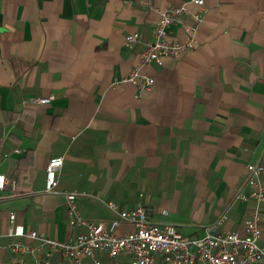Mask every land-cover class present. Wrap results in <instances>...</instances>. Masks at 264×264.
<instances>
[{
  "label": "crops",
  "instance_id": "obj_1",
  "mask_svg": "<svg viewBox=\"0 0 264 264\" xmlns=\"http://www.w3.org/2000/svg\"><path fill=\"white\" fill-rule=\"evenodd\" d=\"M181 5L197 10L190 0H0V174L20 193L0 191V233L14 212L25 230L74 238L63 194L77 191L92 195L76 201L85 220L113 219L106 202L141 204L184 237H203L223 215L219 229L244 235L250 204L234 196L248 163L264 167V0H204L196 47L151 65L150 91L112 86L152 40L156 10ZM187 23L169 37L183 41ZM134 33L141 44L128 47ZM54 157L63 165L45 193ZM260 224L264 246V205ZM7 243L0 238V264H20Z\"/></svg>",
  "mask_w": 264,
  "mask_h": 264
},
{
  "label": "built area",
  "instance_id": "obj_2",
  "mask_svg": "<svg viewBox=\"0 0 264 264\" xmlns=\"http://www.w3.org/2000/svg\"><path fill=\"white\" fill-rule=\"evenodd\" d=\"M142 2L143 0H129ZM197 10L189 11L185 5L157 11V20L153 27V38L143 44L138 63L127 78L113 83L118 86L129 83L137 90L150 91L154 79L147 69L164 58H178L196 47V34L204 22V0H190ZM153 9V7H150ZM185 39L178 41L169 37L168 30L181 24L183 19ZM125 44L132 47L141 44L139 34L125 38ZM53 97L33 98L32 105H46ZM21 153L19 149L13 151ZM63 159H50L44 171V192L52 193L57 176L62 168ZM264 167L260 161L245 166L244 179L239 191L234 196L237 203H249L244 220V235L219 229L225 219L223 215L210 226L203 237H184L172 224L158 223L148 219L147 209L137 204L133 209L125 210L113 202L103 203L112 214L110 221H90L81 217L76 201L81 197H90L87 193L69 191L63 194L66 205L68 225L75 233L74 238L58 242L42 233L25 230L15 223V213H8L9 227L0 238L8 243L9 253L20 259H28V264H49L53 255H60L63 264H102L104 259H126L129 264H264V246L261 244L263 230L260 224L264 205V185L262 174ZM9 190V197L20 195L16 182L0 174V191ZM95 198V197H94ZM99 200V199H98ZM100 202V201H99ZM120 225L130 226L123 235H117ZM80 228L85 232L78 233Z\"/></svg>",
  "mask_w": 264,
  "mask_h": 264
},
{
  "label": "trees",
  "instance_id": "obj_3",
  "mask_svg": "<svg viewBox=\"0 0 264 264\" xmlns=\"http://www.w3.org/2000/svg\"><path fill=\"white\" fill-rule=\"evenodd\" d=\"M60 256V255H59ZM60 261H61V264H63V261H62V258L60 256ZM116 261L117 260H111V259H104L102 264H116Z\"/></svg>",
  "mask_w": 264,
  "mask_h": 264
},
{
  "label": "rangeland",
  "instance_id": "obj_4",
  "mask_svg": "<svg viewBox=\"0 0 264 264\" xmlns=\"http://www.w3.org/2000/svg\"><path fill=\"white\" fill-rule=\"evenodd\" d=\"M116 264H129L128 260L126 259H118L116 261Z\"/></svg>",
  "mask_w": 264,
  "mask_h": 264
}]
</instances>
